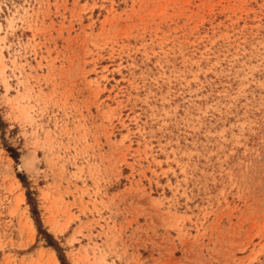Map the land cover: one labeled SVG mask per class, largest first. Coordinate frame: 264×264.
Here are the masks:
<instances>
[{"label":"rangeland","instance_id":"obj_1","mask_svg":"<svg viewBox=\"0 0 264 264\" xmlns=\"http://www.w3.org/2000/svg\"><path fill=\"white\" fill-rule=\"evenodd\" d=\"M26 192L65 264H264V0H0V264H59Z\"/></svg>","mask_w":264,"mask_h":264},{"label":"trees","instance_id":"obj_2","mask_svg":"<svg viewBox=\"0 0 264 264\" xmlns=\"http://www.w3.org/2000/svg\"><path fill=\"white\" fill-rule=\"evenodd\" d=\"M7 151L9 152L10 157L14 159L15 155H16L15 152L11 149H8ZM17 179L20 181L21 184L24 185V179L21 175H17ZM25 198H26L27 205L30 207L31 218L35 224V227L37 229V233L42 234L44 237H46L48 239L49 242H47V245L55 251L59 264H65L63 257L60 256V254L57 251V248L53 244H51L53 242H51L52 241L51 239L49 240L50 237L45 232H43L41 230V225L39 222L38 213H37V210H36L35 205L33 203V199L31 198L30 192L25 193Z\"/></svg>","mask_w":264,"mask_h":264}]
</instances>
